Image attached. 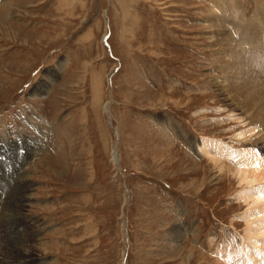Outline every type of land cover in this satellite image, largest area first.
Listing matches in <instances>:
<instances>
[{"label": "rangeland", "instance_id": "obj_1", "mask_svg": "<svg viewBox=\"0 0 264 264\" xmlns=\"http://www.w3.org/2000/svg\"><path fill=\"white\" fill-rule=\"evenodd\" d=\"M263 8L0 0V256L29 238L32 254L14 264L264 263V234L241 239L237 160L223 157L219 172L196 151L217 140L264 167V99L246 102L244 87L264 89V69L232 79L218 54L219 34L257 25Z\"/></svg>", "mask_w": 264, "mask_h": 264}, {"label": "bare ground", "instance_id": "obj_2", "mask_svg": "<svg viewBox=\"0 0 264 264\" xmlns=\"http://www.w3.org/2000/svg\"><path fill=\"white\" fill-rule=\"evenodd\" d=\"M233 9L234 8H233L232 5H228V6L224 5L223 7H221V13L223 14L225 11H227L229 14L232 15ZM216 18H217V20L214 19V18L212 19L214 24L211 22V26L214 29H217L218 31H222L221 30L222 29L221 25L218 22V21L221 20V18L218 15L216 16ZM262 18H263V20L259 21L257 25H247V26L243 25L244 26L243 30L236 37H233V34H230L229 32L228 33L221 32L219 34L220 37H221L220 38L221 41L218 42V46L224 47V48L219 50L218 54L224 60V63L220 67V68H222V72H223L224 75L231 74V78L232 79H236L235 78L236 76L247 75L248 71H250L248 69H250L251 67H254V68L258 69V70H260V69L263 70L264 69V55L257 56L254 59L251 58V53L252 52H256V51H259V50L264 51V36H257L256 35L257 31H259V30H260V33H261V31H263V33H264V11H263V14H262ZM237 22H239V21H237ZM233 25H235V24H233ZM222 26L224 27L223 23H222ZM227 28H229V26ZM230 28H231V26H230ZM223 34H224V36H223ZM217 35H218V32H217V34L214 37H217ZM218 59H220V58L218 57ZM220 64H221V62H220ZM262 70H261V72H262ZM261 72L259 71L257 73L260 74ZM111 76H112V74L108 75V81H109V79H111ZM254 78H255V76H254ZM261 83H264V82H261ZM250 84H252V82H249L247 79L244 80V87H247V89H248V91L245 92V94L247 96L246 102L252 103V102L256 101V99L258 101L264 99V89L262 88V90H258L257 89L258 86H255V85L251 86ZM42 89L43 88H41V90ZM243 103H245V102H243ZM245 104H247V103H245ZM230 117L232 118L231 120H237L238 119L237 120L238 122H239V119H240V122H241V123L239 122L240 125L243 122V120L241 121V119H245V118H239V116H238V118H234V115L230 116ZM242 125H244V123ZM250 127H251V125H250ZM243 128L246 129V127H243ZM258 130H260V129H258ZM250 131H251V129H249V131L248 130H243V131L240 130V132H237L238 134L236 133L237 134L236 135V137H237L236 140H239V141L241 140L242 141V138H244L246 135H248L250 133H254V131L253 132L252 131L250 132ZM245 138L247 140L248 137H245ZM243 141H245V140L243 139ZM249 143H251V142H249ZM223 144H225V143H223ZM240 150H241L240 152H236V150L234 151L233 148H231V147L224 148V145H222L221 142H219L217 140L207 139V138H202L200 140V143H198L197 146H196V151L198 152V154L200 156H202L203 158L207 159L209 161V163H212L219 172H223V170H226L225 167H224L226 165H223V163L221 162V159H223V157L224 158H228V160L230 158L237 160L235 165L231 161L234 166H233V171L232 170H230V171H232V174L234 175V178L238 179V182H239L240 186L241 185H245L244 189H242L241 192H240V199L248 207L247 211L244 213V216H245V219H246V228L244 229V238H241L242 240L246 241V239L252 240V238H256V237L259 238V236L264 234V220H263L264 219V217H263L264 216V210H262V212H261V209L262 208L264 209V207H263L264 206V167L261 166L262 163L256 157V155H254L253 153H250V151L249 152H245L246 151L245 149H244L245 151H242V149H240ZM249 150H250V148H249ZM112 162L114 163L115 166H116V164H118L117 155L115 153H114V155L112 157ZM229 167L231 168V166H228V168ZM226 171H228V170H226ZM13 200H14V198H12V200L9 199L7 204L9 205L10 202L13 201ZM11 207L12 206L9 205V212L11 210ZM3 209H5V207ZM14 213L15 212L13 210H11V212L8 214V216L11 218ZM260 214L261 215L263 214L262 215L263 219L259 218V216H257V215H260ZM258 238L256 240H258ZM248 240H247V242H249ZM33 241H30L29 238H27V241L24 244H22V243L16 244V245H13L14 247L13 246H9L8 251H6L4 253L1 252L2 255L0 256V263L1 264H14L13 260H15V256L19 255V253H20V255L23 254L25 257H27L28 255L32 254ZM261 241H263V240H261ZM253 242H254V240H253ZM249 244L254 246V248H256L255 245L252 244L251 242H249ZM12 247H13V249H12ZM261 248L264 249V246L261 247ZM14 249L16 250L15 252H17L15 255H13V253H12L14 251ZM246 249H250L249 245H248V248H246ZM259 249L260 248H258V251H259ZM256 250H257V248H256ZM246 253H247V251H246ZM218 256H220V254ZM31 258L32 257L26 258V259H22V260L23 261H25V260L27 261L28 259H31ZM248 258H250V257H248ZM22 260H19V261H22ZM255 264H256V262H255ZM257 264H264V263L262 262V263H257Z\"/></svg>", "mask_w": 264, "mask_h": 264}]
</instances>
